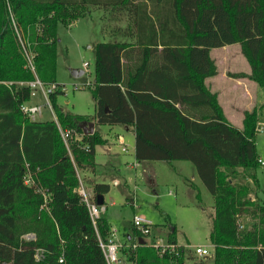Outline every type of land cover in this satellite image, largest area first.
<instances>
[{
    "label": "trees",
    "instance_id": "1",
    "mask_svg": "<svg viewBox=\"0 0 264 264\" xmlns=\"http://www.w3.org/2000/svg\"><path fill=\"white\" fill-rule=\"evenodd\" d=\"M91 7L106 10L116 38L95 44L94 118L64 110L61 90L49 96L59 124L82 135L67 146L56 120L22 110L31 88L17 82L36 75L21 50L34 54L39 78L58 82L59 23ZM234 43L264 88V0H0V264H109L101 240L111 223L102 214L95 224L80 193V173L96 167V147L106 142L98 130L85 134L82 125L94 120L134 127L138 162L196 166L214 197V264H264V199L254 187L259 112L233 125L206 84L217 73L211 50ZM110 189L97 182L95 198ZM243 218L252 223L240 229ZM176 231L169 241L178 243ZM132 234L143 236L135 226ZM121 252L131 264L186 260L182 248Z\"/></svg>",
    "mask_w": 264,
    "mask_h": 264
},
{
    "label": "rangeland",
    "instance_id": "2",
    "mask_svg": "<svg viewBox=\"0 0 264 264\" xmlns=\"http://www.w3.org/2000/svg\"><path fill=\"white\" fill-rule=\"evenodd\" d=\"M90 10V15L73 20V25L59 23L57 80L65 84L67 90L59 96V102L71 112L94 118L96 102L92 92L93 86L90 87L89 83L94 81L96 73L95 44L100 41H113L115 38L104 31L106 29L110 34L112 28V23L107 24L106 13L96 7H91ZM21 52L24 56V51ZM212 56L216 62L223 57H228L229 61L237 60L238 65L246 62L240 43L212 51ZM85 62L90 64L89 67L85 66ZM74 69L84 70L85 73L82 76H74ZM29 104L43 106L42 114L37 116L38 120L55 119L40 90ZM259 121L264 122V110L260 111ZM129 140L132 141L131 137ZM256 143L259 155L264 160V130L258 132ZM124 172L125 182L122 184L117 185L112 178H108L112 188L106 195L104 205L107 207L106 216L111 223V229L115 231L113 236L117 243L130 241L128 236L131 234L133 237L134 217L140 215L152 222L154 235L160 234L166 238L170 231L176 228L180 245L188 247L212 244L210 233L215 214L214 197L198 176L196 166L192 162L143 161L136 167H126ZM258 177L259 182L254 186L257 192L255 194L264 199L262 165L258 169ZM128 193L132 195L135 205L127 200ZM243 223L249 225L252 221L243 218ZM211 247L210 256L194 259L192 257L186 264H214V249L212 245ZM112 264L123 263L117 260Z\"/></svg>",
    "mask_w": 264,
    "mask_h": 264
},
{
    "label": "crops",
    "instance_id": "3",
    "mask_svg": "<svg viewBox=\"0 0 264 264\" xmlns=\"http://www.w3.org/2000/svg\"><path fill=\"white\" fill-rule=\"evenodd\" d=\"M100 9L106 13L105 9L102 8ZM90 14L91 13L89 12L87 15ZM70 25H73V21L69 23V26ZM104 31L106 34L116 38L111 33L110 34L107 33L106 29ZM118 38L121 39V36ZM238 44L239 43H234L219 48H213L211 50V55H212V51L219 49H226L227 47L237 46ZM215 63L217 66V73L213 76L208 77L206 79V84L212 92L217 94L218 100L221 106L223 107L224 113L228 118V120L233 125L239 128H243L245 111H252L257 109L260 116V111L264 110V88L260 86L255 80L249 77V75L252 72V68L247 58H246V62L241 65L237 64V60L229 61L228 57L226 58L223 57L219 62L215 61ZM61 105L64 110L69 111L64 107L63 104ZM235 120L238 123H236ZM92 122L95 123V130H98L103 135L106 142L96 147V161H97L96 167L94 169H88L82 171L80 173V177L82 184L84 185L86 190L91 194V197L97 200L95 198V193H94V185L97 182L109 183L108 178H112L115 184L117 185L122 184L125 182V172H124L125 168L128 166L136 167L140 164V162L137 161L135 155L136 131L134 127L126 126V125H122L121 127L119 126L121 124L101 125V124H97L95 120ZM260 122L261 121H259V123ZM104 125L107 126V128H101V126ZM127 133L131 135L128 136ZM130 137L132 141L129 140ZM98 147H100V149H98ZM109 184L111 185L112 188V184L111 183ZM110 192L111 191H109V193ZM109 193L103 195L105 204H106V195H108ZM131 196L132 195L128 193L126 198L127 200L130 201V203L135 205L133 197ZM105 208L107 209V207ZM103 214L106 215V211ZM114 232L115 231L112 230V234L109 238H114L113 236ZM128 237H130L129 238L130 240L133 238L131 234ZM210 250L212 252V247H210ZM185 257H186L185 260V264H186L187 260L192 257L194 259L195 257L202 258L207 256L197 255L195 254L193 249L188 250L186 248ZM118 260L123 264H131L127 262L121 251L119 252Z\"/></svg>",
    "mask_w": 264,
    "mask_h": 264
},
{
    "label": "built area",
    "instance_id": "4",
    "mask_svg": "<svg viewBox=\"0 0 264 264\" xmlns=\"http://www.w3.org/2000/svg\"><path fill=\"white\" fill-rule=\"evenodd\" d=\"M24 51V57L26 60V66L29 67L31 70H33L35 72V79L34 80H30V81H18L17 83L21 84V85H28L31 88V97L35 96L37 91H41L42 94L44 95L45 99H46V105H48V107L50 108V110L53 112L54 114V109L52 106V103L50 101V94L57 92L59 90H61L62 92H64V94L66 93V86L65 84H60L58 82H46L43 81L41 78L38 77V75L36 74V68H35V64H34V54H32L31 52H29L25 47L23 49ZM89 63L86 62L85 66L89 67ZM7 85H11L13 82L11 81H5L4 82ZM90 87L93 86V83H89ZM94 88V86H93ZM42 109L43 106L42 105H30L29 102L25 103L22 105V110L23 112L30 117L32 120H38L37 116L38 114H42ZM55 120L58 122L57 117L55 116ZM264 122H260L259 126H258V130L259 131H263L264 130ZM58 126H59V130L61 132V135L65 141V143L67 144V146L70 145V141L72 138H76V139H81L82 135L74 130L71 129H67L62 127L59 122H58ZM260 163L262 166H264V160L260 158ZM29 181V180H27ZM80 193L83 197V200L86 202L89 211H90V215L91 218L93 220V222L96 224L98 218L105 212V206L104 205H99L97 203V200L93 199L91 197V194L86 190V188L84 187V185L82 184L81 181V189H80ZM133 225L140 230V232L143 234V236L138 237V236H134L133 239H131L128 242H125L123 244H119L117 243V241L114 238H109L108 241H103L101 240V247L105 253V256L109 262V264H112V262L117 261L119 259V252L121 251L122 248L124 247H132V248H137L138 246L141 245H145V246H151L154 247L155 249H157L159 251L160 254H165V253H176L178 254L182 249H186V248H191L193 249V251L195 252V254L200 255V256H208L211 254V250H210V246L207 245H197V246H192V245H188V247L180 245L179 243H174L169 241L168 237H163L161 235H154L153 231H152V222L140 215H135L134 217V221H133ZM245 227L244 224H240V229H243ZM29 236L31 237H35L34 234H30ZM150 236V238H148ZM140 238H144L145 243L142 244L140 242ZM213 246V245H212ZM41 252L39 251V253L37 254V257L40 259L41 258ZM61 261H63L61 259Z\"/></svg>",
    "mask_w": 264,
    "mask_h": 264
},
{
    "label": "water",
    "instance_id": "5",
    "mask_svg": "<svg viewBox=\"0 0 264 264\" xmlns=\"http://www.w3.org/2000/svg\"><path fill=\"white\" fill-rule=\"evenodd\" d=\"M72 73H73L74 76H77L78 77V76H82L85 73V71L84 70L74 69L72 71ZM82 127H83V129L85 131V134H93L95 132V123H93V122L84 123L82 125ZM97 203L99 205L104 204V197H103V195H101V194L98 195V197H97ZM140 242L142 244H144L145 243L144 238H140Z\"/></svg>",
    "mask_w": 264,
    "mask_h": 264
}]
</instances>
